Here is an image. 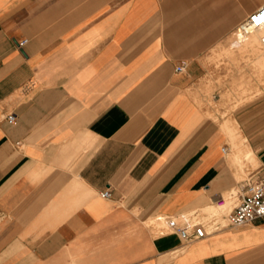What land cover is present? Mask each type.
<instances>
[{"label":"crops","instance_id":"obj_1","mask_svg":"<svg viewBox=\"0 0 264 264\" xmlns=\"http://www.w3.org/2000/svg\"><path fill=\"white\" fill-rule=\"evenodd\" d=\"M263 5L0 0V264H264V218L210 212L264 176L238 179L216 83L264 104V49L232 42Z\"/></svg>","mask_w":264,"mask_h":264},{"label":"rangeland","instance_id":"obj_2","mask_svg":"<svg viewBox=\"0 0 264 264\" xmlns=\"http://www.w3.org/2000/svg\"><path fill=\"white\" fill-rule=\"evenodd\" d=\"M262 32H264V29ZM256 38L259 39L257 36ZM235 40L236 37L232 40V42L234 43V46H238V48L241 47L258 48L261 49L260 52L262 51V48L264 49V45L260 42L258 43L257 41L249 42V43L246 42L237 43L235 42ZM259 57H258L259 61L257 62L258 75L260 76L259 82L260 84H264V61H262L261 57L260 58ZM229 58L230 57H228V59ZM222 74L224 75L225 73H221V75ZM227 75L230 76H228L226 81L224 80V78L222 80V77L220 76H218L220 78L218 79V81H216L217 84L221 83L220 85L222 86V88H224L225 84L227 85V87L225 88L226 91L224 89L222 90V96L224 99L223 100L224 102H222V129L226 133L230 144H231V139L228 132V127L232 129V134L234 136L235 142L237 144H240V142H242L241 144L243 145L242 148H244V151H247L248 149L252 151L253 154L252 158L251 156L246 155L245 156L246 159L245 158L243 159L241 165H236L241 173L238 179L247 180L250 179L252 175L256 174L255 171L257 170H259L260 173L262 174L264 173V168H263L264 147L260 148L263 146L264 143V104L245 103L244 102V100H246L245 93L243 94V98H242L243 100L241 99V97L235 98L234 73L230 72ZM247 132H250L252 135L248 137L245 135H240V133L242 134ZM249 143L253 144V147L257 146L256 148L257 149L260 148V149L258 151H255L254 150L255 147L251 148ZM253 178H256V176H254ZM235 190L233 191L232 189L231 193H228L224 196L223 205H226L227 207L223 208L221 205V208H218L217 210L211 208L210 212L219 217L222 213L226 212V210L230 209L238 200L236 196L237 188ZM226 198H228L232 202L228 201V199L226 202Z\"/></svg>","mask_w":264,"mask_h":264},{"label":"built area","instance_id":"obj_3","mask_svg":"<svg viewBox=\"0 0 264 264\" xmlns=\"http://www.w3.org/2000/svg\"><path fill=\"white\" fill-rule=\"evenodd\" d=\"M262 11H264V5L260 7L255 13H253L248 20L241 24L237 28V36L239 33L251 26H258L264 22V18H261ZM25 39L20 41L19 44L23 45ZM262 44L264 45V33L261 37ZM178 70L181 69L177 67ZM9 122L15 120L13 114L7 116ZM103 196H109V190L106 189L101 193ZM222 200L219 202L221 203ZM264 218V176H259L251 179L244 185L243 192L238 196L237 202L227 211L223 217L224 223L231 226H237L252 222L256 219ZM219 223L218 219L216 224ZM167 226L176 231L180 237L186 241H194L202 238L205 235V230L201 222H193L189 227H180L177 225L175 219L169 218L167 220Z\"/></svg>","mask_w":264,"mask_h":264},{"label":"bare ground","instance_id":"obj_4","mask_svg":"<svg viewBox=\"0 0 264 264\" xmlns=\"http://www.w3.org/2000/svg\"><path fill=\"white\" fill-rule=\"evenodd\" d=\"M261 14V18H264V11H262V13H260ZM260 29H264V22H262L260 25H258V26H251V27H248V28H246L245 30H244V32H240L239 33V35L237 36L238 37V39L236 40L237 42H242V41H244L245 39H246V37H247V35L249 34V33H253L254 31H256V30H258V31H261ZM251 33V34H252ZM257 33H260V32H257ZM264 33V32H263ZM256 34V33H255ZM254 35V34H253ZM263 35V34H262ZM262 35H261V37H262ZM259 38V37H258ZM225 126V125H224ZM226 128V127H225ZM228 132H229V135H230V139H232V129L230 128V127H228ZM251 154H252V152L251 151H247L246 152V154H245V156L247 155V156H251Z\"/></svg>","mask_w":264,"mask_h":264}]
</instances>
